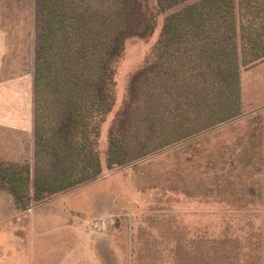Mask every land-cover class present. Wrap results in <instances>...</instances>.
<instances>
[{
	"label": "trees",
	"instance_id": "16d2710c",
	"mask_svg": "<svg viewBox=\"0 0 264 264\" xmlns=\"http://www.w3.org/2000/svg\"><path fill=\"white\" fill-rule=\"evenodd\" d=\"M188 1L155 0L153 12L147 0H42L33 79L36 164L31 173L28 164L0 162V187L23 210L30 200L41 203L103 176L100 139L117 103L116 65L126 43L150 38L157 14ZM153 51L154 60L130 76L108 128L107 170L140 163L244 113L241 70L264 61V0L189 3L165 17ZM262 140L252 129L231 146L219 142L218 150H209L213 179L227 171L228 196H218L212 180L194 174L177 177L179 191L184 186L201 200L211 194L240 210L264 208L261 184L253 179L263 161ZM226 147L229 154L222 152ZM213 242L223 250L213 257L217 264H264V240L246 246L229 236Z\"/></svg>",
	"mask_w": 264,
	"mask_h": 264
},
{
	"label": "rangeland",
	"instance_id": "374dc122",
	"mask_svg": "<svg viewBox=\"0 0 264 264\" xmlns=\"http://www.w3.org/2000/svg\"><path fill=\"white\" fill-rule=\"evenodd\" d=\"M147 1L154 12L155 0ZM195 1L157 14L150 38L127 41L116 65L117 103L103 126L100 150L104 163L107 131L121 108L130 76L154 60V45L165 17ZM0 5V162L18 166L29 162L34 170L33 79L43 2L0 0ZM258 65L253 71L261 73L264 61ZM259 81H264V74ZM250 86H245L249 97L255 93L253 83ZM232 125L225 124L220 131L182 142L135 165L115 170L104 167L103 181L70 191L65 199L88 214L85 216H49L58 212L52 206L58 196L22 210L1 186L0 196H8V213L0 223V264H217L213 257L221 256L223 250H215L213 240L238 236L246 246L249 241L261 243L264 217L260 210L239 212L212 201L191 199L185 196L184 186V195H177V177L189 180L194 174L207 183L213 180L215 173L207 162L209 150H218L221 145L217 143L230 138L231 128H237ZM100 218L107 220V228L98 236L89 225Z\"/></svg>",
	"mask_w": 264,
	"mask_h": 264
},
{
	"label": "crops",
	"instance_id": "0c3cea01",
	"mask_svg": "<svg viewBox=\"0 0 264 264\" xmlns=\"http://www.w3.org/2000/svg\"><path fill=\"white\" fill-rule=\"evenodd\" d=\"M0 7H1V5H0ZM159 36H160V34H159ZM159 36H158V38H159ZM158 38H157V40H158ZM261 62H263V61H261ZM261 62H259V63H261ZM259 63L255 64V65H252V66H250L248 68H243L241 70V77H240V81H241V96H242V105H243L244 113L239 118H237V119H235V120H233L231 122L225 123V124H233L232 127H237V128H235V129L231 128L232 129V135L230 136V138H226V140H221L219 142H225V144H227L228 146H231L233 141L236 139V137L238 135H243L245 133V131H247V130L251 131L252 129L256 130V134H260V133L262 134L263 140H262V144H261V148L260 149H261V153L263 154V161H262V163L260 165L259 172L255 173L253 179L256 180V181L259 180V182L261 184V187H262L261 196H264V81L263 82L259 81V76H260V74H264V71H262L261 73H258L259 71L258 72H254L255 71L254 69L259 66L258 65ZM263 70H264V66H263ZM247 79H249L250 82L245 84V81ZM252 83L254 85V87L252 86V90L254 89L255 93L253 94V96L249 97L246 94V90H247V87H251L250 84H252ZM245 86H247V87H245ZM252 105H255V107L247 108L248 106H252ZM253 121H256L255 125H253ZM225 124H220L214 130L209 131V133H212L213 131L215 132L217 130L220 131V128L223 125H225ZM101 137H102V135H101ZM100 143H101V139H100ZM230 151H231L230 148L226 147V148L223 149L222 152L229 154ZM20 163L21 162H19V164ZM24 164H28L30 166V168H31V173H33L32 166L29 164V162H24ZM228 165H230V163ZM104 167H106L105 163H104ZM233 173H234V171H233ZM237 173H238V170L236 171L235 174H237ZM218 176H219L218 178H214L212 180V182L209 183V186L213 187V189L215 191L219 192L218 196H228L225 193V189H226L225 187L228 184L227 171L224 170V169L220 170L218 172ZM103 179L104 178L101 177L97 181H95V182H93L91 184H88V185L98 184L101 181H103ZM215 179H217V181ZM249 182H250V180H248V183ZM82 187L76 188V189H74L72 191H76V190H78V189H80ZM69 192L61 193L59 195H56V196H58L56 198V202L57 203L52 204V206L54 208H56L58 210V212H56V214L50 212V213H48L49 216L66 217V216H85V215H88V214L80 212V210L77 209L78 208L77 206L73 207L72 204L68 203L65 200L68 197L67 195H69ZM114 195H115V193H113V191H112V195L111 196H114ZM177 195L178 196H183L184 192L183 191H178ZM185 196H194V195H190V194L186 193ZM247 196H249V195H247ZM53 197H55V196H53ZM12 198H13L14 202H16L13 196H12ZM50 198H52V197H50ZM50 198L45 199L41 203H44L45 201L49 200ZM188 198L197 199V200L206 201V202L212 201L215 204L216 203L221 204L227 210H237L239 212H247V211H251V210H260L262 215H263V217H264V208L263 207L262 208H257V209H251V210H240V209H236V208L230 207V206H228V205H226V204H224V203H222L220 201H216L217 199H215L213 197V195H211V194L209 195L208 200H201L200 198H197V197H188ZM30 202H32V203H30L27 206L26 210L34 208L33 206L35 204H40V203H35L32 200H30ZM208 204H210V203H208ZM210 207H212V206H210ZM21 209H19V210H21ZM207 209L210 210V208H207ZM196 210H199V209H196ZM7 213H8V196H0V223L3 220H5V218L7 217ZM78 214H80V215H78ZM263 222H264V220H263ZM1 232L2 231H0V233Z\"/></svg>",
	"mask_w": 264,
	"mask_h": 264
},
{
	"label": "built area",
	"instance_id": "2783aa9c",
	"mask_svg": "<svg viewBox=\"0 0 264 264\" xmlns=\"http://www.w3.org/2000/svg\"><path fill=\"white\" fill-rule=\"evenodd\" d=\"M90 230L98 236H101L107 228V220L105 218L92 220L90 223Z\"/></svg>",
	"mask_w": 264,
	"mask_h": 264
}]
</instances>
